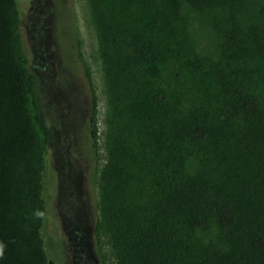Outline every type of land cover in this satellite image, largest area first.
Returning a JSON list of instances; mask_svg holds the SVG:
<instances>
[{"label": "trees", "instance_id": "1", "mask_svg": "<svg viewBox=\"0 0 264 264\" xmlns=\"http://www.w3.org/2000/svg\"><path fill=\"white\" fill-rule=\"evenodd\" d=\"M87 2L111 104L97 235L117 264H264V0ZM19 22V0H0V264H54V136ZM194 22L220 37L217 58Z\"/></svg>", "mask_w": 264, "mask_h": 264}, {"label": "rangeland", "instance_id": "2", "mask_svg": "<svg viewBox=\"0 0 264 264\" xmlns=\"http://www.w3.org/2000/svg\"><path fill=\"white\" fill-rule=\"evenodd\" d=\"M72 2L75 33L72 46L67 49L54 26L42 28L46 46L38 28H30L33 10H26L23 0H19L18 32L25 66L40 79L42 104L54 136L46 156L43 190L46 216L42 229L46 253L54 264H83L80 238L85 231L88 245L91 229L101 217L100 177L108 158L111 104L97 32L87 0ZM191 30L199 53L217 58L220 37L199 22H194ZM45 47L48 51L43 55ZM88 69L97 102L96 142L92 137V110L88 109L91 102ZM94 236L98 258L90 253L91 259L97 264H117L108 236L102 231L97 235L96 230Z\"/></svg>", "mask_w": 264, "mask_h": 264}, {"label": "flooded vegetation", "instance_id": "3", "mask_svg": "<svg viewBox=\"0 0 264 264\" xmlns=\"http://www.w3.org/2000/svg\"><path fill=\"white\" fill-rule=\"evenodd\" d=\"M26 10H33V18H29L30 28L35 27L39 30V37L44 39V43H47L42 28L55 27V32L60 36V40L68 49L72 46L75 33V21L73 15V2L72 0H23ZM40 46V45H39ZM47 46V44H46ZM48 51L47 47L43 50V55ZM40 61L43 62L42 57ZM53 132V131H52ZM96 226L94 225L85 243L86 232L83 231V236L80 238V251L81 255H84L83 264H97L89 256L93 253L95 258H98L97 243L94 236Z\"/></svg>", "mask_w": 264, "mask_h": 264}, {"label": "clouds", "instance_id": "4", "mask_svg": "<svg viewBox=\"0 0 264 264\" xmlns=\"http://www.w3.org/2000/svg\"><path fill=\"white\" fill-rule=\"evenodd\" d=\"M0 255H2V252H0Z\"/></svg>", "mask_w": 264, "mask_h": 264}]
</instances>
